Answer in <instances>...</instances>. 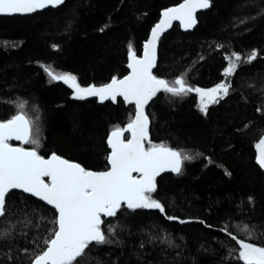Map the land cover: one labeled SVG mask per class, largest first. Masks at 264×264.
<instances>
[{"label":"trees","instance_id":"16d2710c","mask_svg":"<svg viewBox=\"0 0 264 264\" xmlns=\"http://www.w3.org/2000/svg\"><path fill=\"white\" fill-rule=\"evenodd\" d=\"M182 1L66 0L31 15L0 16V121L24 103L41 156L54 153L86 170L108 169V137L134 118V106L121 98L74 99L44 67L76 76L81 87L122 78L129 72V45L141 56L161 11ZM210 3L192 31L175 23L161 37L154 74L170 83L183 77L205 90L229 83V94L207 114L196 92L174 97L161 91L152 99L146 108L151 142L195 159L185 161L180 174L156 179L151 195L164 213L122 206L116 216L102 218L108 242L93 243L74 264H243L232 237L246 238L239 230L244 224L254 232L246 242L264 246V171L255 151L264 134V0ZM252 51L257 58L245 62ZM233 52L242 59L225 77ZM6 208L0 232L10 235L0 239V264H31L58 228L52 223L58 214L18 190L6 196Z\"/></svg>","mask_w":264,"mask_h":264},{"label":"snow or ice","instance_id":"6c2138e0","mask_svg":"<svg viewBox=\"0 0 264 264\" xmlns=\"http://www.w3.org/2000/svg\"><path fill=\"white\" fill-rule=\"evenodd\" d=\"M63 2L64 0H0V15L31 14L49 6L57 7ZM210 6V0H183L178 6L164 10L162 19L152 29L151 38L143 45V55L138 56L132 45H129L128 68L131 72L122 79L113 77L110 83L99 87H81L76 76L56 73L50 67H44L52 81H63L74 89V99L83 100L96 96L101 101H116L117 97H123L127 103L135 105L134 118L125 128H116L108 137L107 143L111 149L107 157L109 170H86L79 163L70 162L54 153L47 159L41 156L37 150L40 139L33 135V121L23 112L24 103L17 104L20 109L18 114L0 122V217L6 216V196L13 189H21L38 197L51 205L58 214L52 221L58 228L52 232L51 238L44 241L46 250L37 254L31 264L78 262V258L85 255L90 245L108 242L101 228L104 223L101 217L116 216L122 205L132 210L158 209L161 213L165 212L161 202L151 195L156 191V177L164 171L180 174L184 162L195 157L150 141L146 105L161 91L174 97L196 92L200 97V111L207 114L211 104L219 103L220 99L229 94L231 85L220 83L205 90L191 87L183 77H178L171 83L158 78L153 74L156 45L160 34L171 27L173 21H180L185 29L192 28L196 24V11ZM257 55L256 51H252L245 62L251 63ZM227 59L229 62L224 75L230 77L236 72L242 58L233 52ZM125 132L131 134L130 139L124 138ZM11 140L35 147H14L9 143ZM146 142L148 147H145ZM256 148L257 162L264 168V138L260 139ZM45 177L48 178L47 182ZM239 230L246 234V238L232 237L239 245L238 259L243 264H264V246L246 242L253 236V229L244 224L239 226ZM9 235L10 233L0 232V239H7Z\"/></svg>","mask_w":264,"mask_h":264},{"label":"water","instance_id":"95a60500","mask_svg":"<svg viewBox=\"0 0 264 264\" xmlns=\"http://www.w3.org/2000/svg\"><path fill=\"white\" fill-rule=\"evenodd\" d=\"M66 0H64V2H65ZM64 2L62 3V4H64ZM183 2V1H182ZM181 2V3H182ZM62 4H60L59 6H61ZM180 4V3H179ZM179 4H177V5H174V6H171V7H175V6H178ZM210 5H211V3H210ZM59 6H57V7H59ZM49 7H51V6H49ZM49 7H47V8H49ZM57 7H52V8H57ZM171 7H168V8H171ZM211 7V6H210ZM209 7V8H210ZM168 8H165V9H163L162 11H161V14H160V17H159V20L157 21V23L156 24H158L159 22H160V20L162 19V17H163V12H164V10H166V9H168ZM209 8H207V9H209ZM44 9H46V8H44ZM44 9H42V10H38V11H43ZM207 9H198L197 11H196V13H195V18H196V24L194 25V27H192V28H189V29H185L183 26H182V24L180 23V21H178V20H175V21H173L172 22V25H171V27H168V28H166L161 34H160V38H159V40L157 41V45H156V66L153 68V74H154V72H155V69H156V67H157V62H158V50H159V41H160V39H161V37L164 35V34H166L168 31H170L171 30V28L173 27V25L175 24V23H178L179 25H180V27H181V29L183 30V31H192L195 27H196V25H197V15H198V13H200V12H202V11H204V10H207ZM38 11H36V12H38ZM36 12H34V13H36ZM34 13H31V14H34ZM31 14H13V15H0V16H15V15H31ZM155 24V25H156ZM155 25L152 27V29L155 27ZM152 29H151V31H150V34H149V37H148V39L146 40V42L151 38V32H152ZM145 42V43H146ZM144 43V44H145ZM142 55H143V53H142ZM128 63H129V60H128ZM129 69V68H128ZM130 72H131V69H129V72H128V74L127 75H129L130 74ZM127 75H125V76H127ZM155 75V74H154ZM124 76V77H125ZM123 78V77H122ZM122 78H118V79H122ZM159 78V77H158ZM61 82H63V81H61ZM111 82V80L109 81V82H107V83H110ZM64 83V82H63ZM107 83H104V84H107ZM65 84V83H64ZM104 84H100V85H95V86H97V87H99V86H102V85H104ZM67 85V84H66ZM68 86V85H67ZM69 87V86H68ZM70 88V87H69ZM72 91H73V93H74V89H72V88H70ZM86 98H88V99H90V98H95V99H97V101L99 102V103H105V102H107V101H112V100H105V101H101L100 99H99V97H96V96H91V97H86ZM122 99L123 100V97H117V99H116V101H112V102H117L119 99ZM124 101V100H123ZM152 101V100H151ZM150 101V102H151ZM125 102V104L126 105H128V106H134V109H135V105L134 104H129V103H127L126 101H124ZM150 102L148 103V105L150 104ZM148 105H146V107H145V113L147 114V112H146V108L148 107ZM134 115H135V113H134ZM148 115V114H147ZM0 122H2V121H0ZM149 128H150V118H149V127H148V135H149V139H150V141H151V136H150V131H149ZM127 134H129V139L131 138V134L129 133V132H125L124 133V138H125V136L127 135ZM111 135V134H110ZM261 138H264V134L262 135V137ZM260 138V139H261ZM260 139L256 142V144H255V151H256V161H257V156H258V149L256 148V145L259 143V141H260ZM11 142H15L16 144H12ZM9 143L12 145V146H14V147H24L23 145H21L22 144V142H20V141H16V140H11V141H9ZM145 147H146V143H145ZM24 148H26V147H24ZM26 149H30V148H26ZM57 155V154H56ZM59 156V155H58ZM44 157V156H43ZM61 158H64V157H62V156H60ZM44 158H46V157H44ZM47 158H50V156L49 157H47ZM46 158V159H47ZM64 159H66V158H64ZM68 160V159H67ZM70 162H74V163H78V162H75V161H71V160H69ZM258 163V162H257ZM80 164V163H79ZM81 165V164H80ZM82 166V165H81ZM260 166V165H259ZM83 167V166H82ZM261 167V166H260ZM109 168H110V165H109ZM109 168L108 169H106V170H101V171H107V170H109ZM262 168V167H261ZM263 169V171H264V168H262ZM91 171H94V170H91ZM101 171H95V172H101ZM166 172H172V171H164V172H162L160 175H162V174H164V173H166ZM134 175H136L135 173H134ZM159 175V176H160ZM159 176H157L156 177V179L159 177ZM45 181L47 182L48 181V178L47 177H45ZM155 183H156V181H155ZM15 190H18V191H21V192H23V190H21V189H13V190H11V191H15ZM10 191V192H11ZM9 192V193H10ZM8 193V194H9ZM25 193V192H24ZM7 194V195H8ZM26 194H28V195H31L30 193H26ZM31 196H33V195H31ZM33 197H35V196H33ZM35 198H38V197H35ZM39 199V198H38ZM43 202H45V201H43ZM46 203V202H45ZM47 204V203H46ZM49 206H51V205H49ZM122 206H126V205H122ZM121 206V207H122ZM52 207V206H51ZM103 217H105V216H102L101 217V219L103 218ZM107 218H109V217H107Z\"/></svg>","mask_w":264,"mask_h":264},{"label":"rangeland","instance_id":"374dc122","mask_svg":"<svg viewBox=\"0 0 264 264\" xmlns=\"http://www.w3.org/2000/svg\"><path fill=\"white\" fill-rule=\"evenodd\" d=\"M38 132H39V131H38ZM36 133H37V132H36ZM37 134H38V133H37ZM152 143H154V142H152ZM154 144H157V143H154ZM148 146H149V145H148ZM148 146H147V147H148Z\"/></svg>","mask_w":264,"mask_h":264}]
</instances>
